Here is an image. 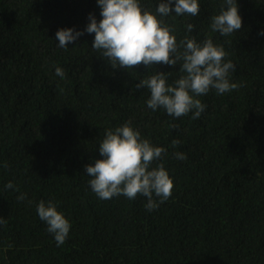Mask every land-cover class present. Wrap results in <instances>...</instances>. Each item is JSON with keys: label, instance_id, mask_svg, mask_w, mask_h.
<instances>
[{"label": "trees", "instance_id": "16d2710c", "mask_svg": "<svg viewBox=\"0 0 264 264\" xmlns=\"http://www.w3.org/2000/svg\"><path fill=\"white\" fill-rule=\"evenodd\" d=\"M139 3L155 13L159 0ZM222 4L199 0L197 16L163 18L178 45L210 38L236 64L229 80L242 86L197 97L206 109L192 119L153 111L150 91L135 89L157 70L173 83L179 64L113 69L94 33L58 46V29L101 19L97 0H0V264H264V0H237L242 27L230 36L210 28ZM125 122L166 149L152 167L162 162L174 186L151 212L141 195L98 198L84 172L105 130ZM41 200L71 224L61 246L37 214Z\"/></svg>", "mask_w": 264, "mask_h": 264}, {"label": "clouds", "instance_id": "9594fccd", "mask_svg": "<svg viewBox=\"0 0 264 264\" xmlns=\"http://www.w3.org/2000/svg\"><path fill=\"white\" fill-rule=\"evenodd\" d=\"M97 5L101 19L97 21L95 15L89 13V23L83 30L58 29L55 34L58 46L67 49L70 42L77 41L85 32L94 33L92 48L100 51L101 57L113 69L140 65L149 69L158 64L170 67L179 64L182 75L171 84L168 83L171 72L159 70L135 84L136 90L147 88L150 91L146 103L153 111L163 109L174 118L191 112V118L198 119L206 105L197 97L208 94L212 89L224 94L242 86L230 82L229 75L236 70V64L231 60L224 61L226 52L222 46L215 45L210 38L197 42L188 36L178 45L172 28L164 23L163 18L172 13L197 16L199 0H159L155 13L142 9L139 0H97ZM241 27L237 0H223L219 14L211 17V31L230 36ZM193 28L191 23L187 25L188 32ZM258 35L264 36V29ZM55 74L65 75L59 67ZM180 143L173 139L171 147L175 148ZM98 150L100 158L84 165V172L91 177L89 186L98 198L109 200L122 195L134 200L141 195L147 200L145 208L149 212L170 198L174 185L164 164L161 162L152 167L153 162L161 161L166 149L142 138L140 131L134 129L130 122L114 130L106 129ZM174 158L184 161L187 156L178 151ZM5 187L13 189L14 185L9 181ZM25 198L24 193L17 197L20 201ZM37 214L46 223L47 231L53 234L57 246L63 245L71 224L58 211L56 203L41 200L37 204ZM5 223L6 220L0 216V225Z\"/></svg>", "mask_w": 264, "mask_h": 264}]
</instances>
